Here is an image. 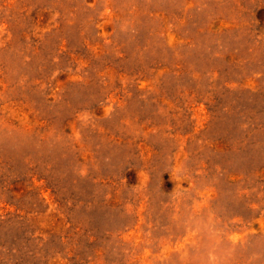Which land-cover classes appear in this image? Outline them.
Listing matches in <instances>:
<instances>
[{
	"label": "rangeland",
	"instance_id": "374dc122",
	"mask_svg": "<svg viewBox=\"0 0 264 264\" xmlns=\"http://www.w3.org/2000/svg\"><path fill=\"white\" fill-rule=\"evenodd\" d=\"M0 264H264V0H0Z\"/></svg>",
	"mask_w": 264,
	"mask_h": 264
}]
</instances>
